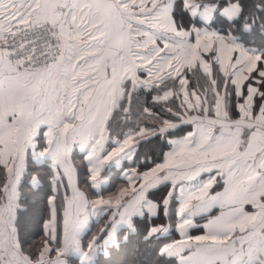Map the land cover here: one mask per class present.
<instances>
[{"label": "snow or ice", "instance_id": "1", "mask_svg": "<svg viewBox=\"0 0 264 264\" xmlns=\"http://www.w3.org/2000/svg\"><path fill=\"white\" fill-rule=\"evenodd\" d=\"M153 139L161 162L105 197L104 174ZM45 166L29 243L24 182ZM137 220L145 239L179 233L158 250L176 264H264V0H0V264H97Z\"/></svg>", "mask_w": 264, "mask_h": 264}, {"label": "trees", "instance_id": "2", "mask_svg": "<svg viewBox=\"0 0 264 264\" xmlns=\"http://www.w3.org/2000/svg\"><path fill=\"white\" fill-rule=\"evenodd\" d=\"M258 39V37H257ZM191 77V73H189ZM203 82V81H202ZM178 87V85H177ZM153 92L151 95L147 93L141 94L139 97L140 103L145 106L152 107L151 96L155 95ZM175 103H178L176 101ZM136 105L134 103V111ZM156 110H159V106H156ZM170 118V117H166ZM131 127V125H129ZM187 126H182L181 128L175 130L172 133V137H180L187 129ZM169 148L168 145L164 144L158 139H153L151 142L142 143L131 162H125L123 167H133L137 171H145L148 167L154 166L153 163H159L162 159V153L166 152ZM146 161H151L147 162ZM77 166V173L79 175L80 168H83V165ZM30 167H35L34 165ZM122 168L114 170L109 176V183L101 190L104 196L113 193L119 187L125 184V181L119 177V173ZM86 169H82V173L85 174ZM40 177V182L38 186H30V178L26 177L23 187V192L25 198L29 202L28 211L23 214L22 225H23V235L29 243L39 242L41 239L42 232V223H41V209L44 208L45 200L44 197L50 194L49 184H48V174L47 167H41L36 169L35 173ZM166 188H161L159 191L150 193V199L158 200L162 197ZM177 201H173L170 207L171 212V223H175V214L172 212V209L176 206ZM46 218V217H45ZM103 220L101 221V224ZM152 224L160 225L167 224L169 221L161 214L158 217H155L151 221ZM99 225L93 224L92 232H95ZM149 223L146 220H137L135 233H127L126 229H118L117 234L113 238V241L107 246L102 248L97 256V264H176L175 258L161 257L158 255V250L165 243L172 241L176 238V231L172 228L166 234H160L154 236L151 239H145ZM128 235V239H124V235Z\"/></svg>", "mask_w": 264, "mask_h": 264}, {"label": "crops", "instance_id": "3", "mask_svg": "<svg viewBox=\"0 0 264 264\" xmlns=\"http://www.w3.org/2000/svg\"><path fill=\"white\" fill-rule=\"evenodd\" d=\"M187 127H188V128L184 131V133L182 134V136H183L184 134H186L187 131L191 130L190 126H187ZM180 137H181V136H180ZM173 138H179V137H173ZM168 150H169V148H168L166 151H168ZM72 159H73V162H74V163H76V164L79 165V167H80L81 165H83V168H80V173H79V175H78V173H77V183H78L79 186L83 189V188L85 187L84 181L86 180V171H85V174H83L81 171H82V169H84V170L86 169V162L83 160V154L80 153L78 149L74 151ZM125 162L130 163L131 160H128V159H124V160H122V161H121V165H120L118 168H117V167H112V168H111L107 173H105L104 175H107V176L109 177L110 174H111L114 170H117V169H119V168H122V166H123V164H125ZM133 169H134L133 167H123V168L121 169V171H120V173H119V177L122 178V179L125 181V184H124L123 186H126V185H127V181L123 178L122 173H123L124 171H129V172H130V171L133 170ZM203 178H204V179H207V174H205ZM65 183H66V181H65ZM107 184H108V183H107ZM107 184H105V185L103 186V188H104ZM103 188H102V189H103ZM102 189H101V190H102ZM63 191H64V189H61V194H63ZM114 192H115V191H114ZM114 192H113V193H114ZM69 194H71L70 190H69ZM110 194H112V193H110ZM110 194H108V195H110ZM90 195L92 196V198H95V196H94L92 193H90ZM108 195H106L105 197H107ZM177 207H178V202L176 203V206L172 209V212H174V214H175V210H176ZM217 211H218L217 209H214V210H213V213H216ZM174 222H175V221H174ZM194 223H196V224H198V225H201V227H196V228H192V229H190V230H189V234L192 235V236L202 234V233H203L202 225H203L204 223H206V219H205V218H202V217H196L195 220H194ZM175 231H176V230H175ZM179 239H181V237H180L179 233L176 231V238H175L174 240H172V241L179 240ZM172 241H169V242H167V243H171ZM167 243H165V244H167Z\"/></svg>", "mask_w": 264, "mask_h": 264}, {"label": "rangeland", "instance_id": "4", "mask_svg": "<svg viewBox=\"0 0 264 264\" xmlns=\"http://www.w3.org/2000/svg\"><path fill=\"white\" fill-rule=\"evenodd\" d=\"M123 186V185H122Z\"/></svg>", "mask_w": 264, "mask_h": 264}]
</instances>
